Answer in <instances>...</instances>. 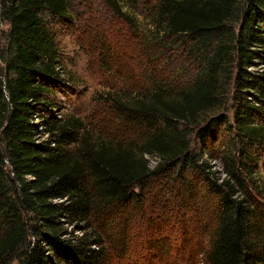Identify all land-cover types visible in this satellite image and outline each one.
<instances>
[{
  "label": "trees",
  "instance_id": "obj_1",
  "mask_svg": "<svg viewBox=\"0 0 264 264\" xmlns=\"http://www.w3.org/2000/svg\"><path fill=\"white\" fill-rule=\"evenodd\" d=\"M44 12L66 18L68 1L0 0L11 48L0 75V264H109L111 254L125 257L131 221L157 180L176 183L182 205H197L202 215L205 234L182 237L185 246L195 241L191 264H264V184L257 178L264 159V67L248 71L264 64V0H160L152 8L155 27L195 40L194 49L214 44L204 71L181 92L159 88L127 107L141 126L150 121L134 139L89 137L72 117L43 120L55 149L36 143L33 122L45 91L38 79L62 74ZM238 21L237 31L228 29ZM235 63L231 124L220 75ZM210 112L218 113L201 128V116ZM194 131L199 155L191 151ZM148 156L158 158L154 168ZM74 232L82 235L70 238ZM148 242L154 252L164 247L158 237Z\"/></svg>",
  "mask_w": 264,
  "mask_h": 264
},
{
  "label": "rangeland",
  "instance_id": "obj_2",
  "mask_svg": "<svg viewBox=\"0 0 264 264\" xmlns=\"http://www.w3.org/2000/svg\"><path fill=\"white\" fill-rule=\"evenodd\" d=\"M68 16L53 18L44 12L41 17L46 31L54 37L58 69L62 72L55 81L41 80L45 91L41 92V105L33 122L37 125L36 143L53 144L47 126L42 123L47 118H76L83 122L89 137L137 138L143 134V124L125 109L134 108V102L150 97L157 89H166L168 94L191 87L209 62L214 44L193 48L195 40L187 37L177 39L155 27L158 18L152 12L160 0H67ZM237 31L240 21L228 27ZM9 25L0 14V75L5 74L6 58L11 55L8 41ZM236 59L237 57L234 56ZM234 66H227L221 73L223 90L226 96V115L234 123V84H229L231 76L236 77ZM259 67L249 72L259 71ZM218 112L204 114L200 118L201 128L207 125ZM225 113L222 110L219 115ZM151 120V119H150ZM159 121V120H158ZM43 124V125H42ZM181 130L189 128L180 125ZM4 128L0 133V146L5 151ZM191 151L197 155L201 145L195 131L189 136ZM64 149L75 150L76 145L62 144ZM151 168L158 162L155 156H148ZM221 162V157H216ZM213 163V164H215ZM9 174L8 183H12ZM258 182L264 184V159L259 164ZM171 180L161 184L158 180L147 190L148 201L131 221L132 247L119 258L111 254L109 264H191L195 241L187 246L182 243L184 234H205L201 226L202 215L196 212L197 205H182L179 187ZM68 232L75 231L68 227ZM82 234L74 232L71 237ZM171 242L164 244L162 237ZM160 238L164 245L160 252L150 250L151 238ZM162 253V254H161ZM13 264H17L14 262Z\"/></svg>",
  "mask_w": 264,
  "mask_h": 264
}]
</instances>
